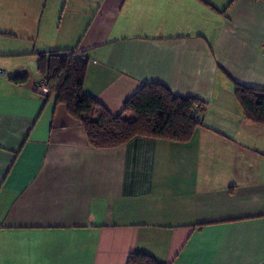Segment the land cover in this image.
Segmentation results:
<instances>
[{
  "label": "crops",
  "instance_id": "obj_1",
  "mask_svg": "<svg viewBox=\"0 0 264 264\" xmlns=\"http://www.w3.org/2000/svg\"><path fill=\"white\" fill-rule=\"evenodd\" d=\"M50 51L87 57L84 92L114 115L159 83L203 123L96 148L36 90ZM0 70V264H264V124L235 94L264 89V0H0Z\"/></svg>",
  "mask_w": 264,
  "mask_h": 264
},
{
  "label": "trees",
  "instance_id": "obj_2",
  "mask_svg": "<svg viewBox=\"0 0 264 264\" xmlns=\"http://www.w3.org/2000/svg\"><path fill=\"white\" fill-rule=\"evenodd\" d=\"M77 54L74 51L39 53L37 69L46 78L51 93L56 94V102L66 104L82 123L92 146L113 148L139 136L185 141L202 125L203 118L197 120L193 116L195 104L203 105L199 99L174 95L159 83L146 84L126 101L122 113H110L85 94L87 57ZM235 94L245 118L264 124V89L236 84ZM127 115L133 117L129 119ZM128 264L163 263L149 254L136 252L130 255Z\"/></svg>",
  "mask_w": 264,
  "mask_h": 264
},
{
  "label": "rangeland",
  "instance_id": "obj_3",
  "mask_svg": "<svg viewBox=\"0 0 264 264\" xmlns=\"http://www.w3.org/2000/svg\"><path fill=\"white\" fill-rule=\"evenodd\" d=\"M52 21L54 22V29H57V27L59 26V20L55 18ZM7 38L13 41L12 46L16 50H25L27 48H39V39H38V41H36L35 38H26L24 36L19 37V35H18V37H16L15 35H11V36H8ZM37 52H39V50H37ZM30 57L31 56H27L26 58H22L21 61L24 62V64H27L29 61H31ZM26 68L31 72V68L29 66H27ZM38 74H39V72H38ZM38 79H39V77H38ZM127 117L130 119L133 116L127 115Z\"/></svg>",
  "mask_w": 264,
  "mask_h": 264
},
{
  "label": "built area",
  "instance_id": "obj_4",
  "mask_svg": "<svg viewBox=\"0 0 264 264\" xmlns=\"http://www.w3.org/2000/svg\"><path fill=\"white\" fill-rule=\"evenodd\" d=\"M0 75L6 76V73L4 71L0 70ZM35 87H36V90L39 92V94L42 96H47L51 93V89L46 82V78L41 77L36 82ZM202 111H203V105L202 104H195V110H194L193 116L197 120L202 119L203 118Z\"/></svg>",
  "mask_w": 264,
  "mask_h": 264
}]
</instances>
